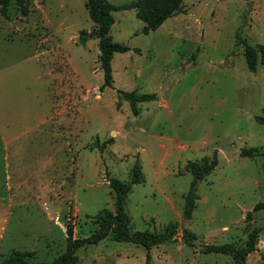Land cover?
I'll return each mask as SVG.
<instances>
[{"label": "rangeland", "instance_id": "1", "mask_svg": "<svg viewBox=\"0 0 264 264\" xmlns=\"http://www.w3.org/2000/svg\"><path fill=\"white\" fill-rule=\"evenodd\" d=\"M105 1L121 6L109 34L128 48L113 53L109 86L98 40L78 38L96 28L87 0H29L26 14L12 1L0 13V261L26 252L49 264L68 227L73 237L92 233L97 212L114 208L109 178L127 181L137 161L144 180L125 203L132 230L176 221V236L145 248L108 235L78 248V263L232 264L206 247L242 245L264 224V124L255 118L264 115V0H182L166 18L163 0ZM122 92L155 97L133 114ZM203 156L217 162L184 219L185 164ZM184 228L196 236L189 243ZM244 264H264V230Z\"/></svg>", "mask_w": 264, "mask_h": 264}, {"label": "trees", "instance_id": "2", "mask_svg": "<svg viewBox=\"0 0 264 264\" xmlns=\"http://www.w3.org/2000/svg\"><path fill=\"white\" fill-rule=\"evenodd\" d=\"M12 1L17 3L19 11L22 14H26L29 0H0V13L2 15H6L7 5ZM141 1L142 0H139V2ZM181 2L182 0H163V6L160 11L161 18H166L178 12ZM87 7L89 16L95 23L96 28L91 32L81 29L78 38L80 42H84L88 37L98 40L97 45L99 49L100 66L103 72V85L109 86L112 79L111 59L113 53L128 50L127 46L124 44L113 41L109 34L113 23L111 12L121 6L110 4L105 0H87ZM261 50L264 51V48L261 47ZM244 54L248 68L254 70L256 62L254 47L245 45ZM122 95L130 102L133 114L136 113V102L149 101L155 97L154 93L135 94L134 92H122ZM255 118L259 123L264 124V115H257ZM242 152L243 155L247 156H255L258 154L255 148H246L243 149ZM216 162L215 157L211 159L209 156H203L200 159L186 162L185 170L192 175V180L188 191L183 195L184 204L182 216L184 219L190 217L191 210L194 207L196 182L207 176L214 168ZM143 180L144 177L141 166L137 161L132 165L130 177L127 181L115 177L109 178V186L115 195L113 210L102 209L97 212L95 216L97 227L89 235L73 237L72 228L68 227L66 229V245L64 251L57 255L49 264H79L76 250L84 245L97 243L108 235H112L116 241L131 242L145 248L173 239L177 234L178 223L176 221L168 223L161 231L157 232L132 230L131 216L125 208L126 197L131 191L132 186ZM259 207L260 204H257L253 209L255 210ZM250 214V211H248L246 217L248 218ZM262 230H264V224L253 226L242 245L237 246L230 243L210 245L206 247V251H215L229 255L232 264H244L248 253L256 249L257 239ZM195 238L196 236L193 232L185 228L182 230V239L184 242L189 243ZM28 255L29 253L26 252H11L0 261V264H43L30 262L26 258Z\"/></svg>", "mask_w": 264, "mask_h": 264}, {"label": "water", "instance_id": "3", "mask_svg": "<svg viewBox=\"0 0 264 264\" xmlns=\"http://www.w3.org/2000/svg\"><path fill=\"white\" fill-rule=\"evenodd\" d=\"M248 6H249V4H248Z\"/></svg>", "mask_w": 264, "mask_h": 264}]
</instances>
